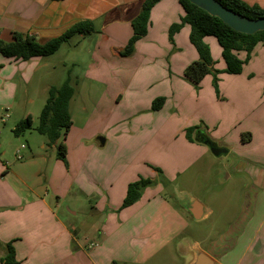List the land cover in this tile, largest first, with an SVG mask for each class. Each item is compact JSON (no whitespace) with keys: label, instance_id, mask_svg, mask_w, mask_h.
Returning <instances> with one entry per match:
<instances>
[{"label":"crops","instance_id":"obj_1","mask_svg":"<svg viewBox=\"0 0 264 264\" xmlns=\"http://www.w3.org/2000/svg\"><path fill=\"white\" fill-rule=\"evenodd\" d=\"M243 1L264 8V0ZM142 2L0 0V40L12 41L14 33H19L44 43L76 22L91 20L94 32L74 34L68 42L76 37L81 45L91 36L93 53L100 52L106 58L139 57L147 59V63H153L150 59L155 55L164 57L174 47L170 60L182 57L184 62L177 67L181 71L171 69L181 73L184 64L197 60L198 54L189 41V24L175 32L171 41L168 39L169 27L184 15L177 0H158L150 10L146 34L135 43L130 55H121L132 35L131 21ZM206 41L212 55L217 53L213 39ZM61 47L62 44L58 50ZM49 56L23 61L0 53V123L5 124L6 118L18 113L15 106L21 97L23 109L19 117H33L29 106L34 104V95L29 93V84L43 77L39 92L47 93L50 85L45 76L55 69L46 61ZM238 56L243 59L245 52H238ZM129 72L134 73L132 68ZM208 77H203L196 92L190 83L169 75L167 67L155 84H140L142 92L132 83L133 96L141 93V97H147L139 110L146 111L139 114V119L149 125L140 147L132 145V131L103 132L87 126L74 133L70 116L71 125L66 135L60 136L68 167L56 152L54 156L48 152L60 137L50 145L48 140L36 146L22 144L11 157L8 148H2L0 126V257L5 254V243L11 242L15 264H149L165 250L181 253V247L186 245L187 249L190 243L216 264H228L233 254L238 256L235 264H264V44L254 47L240 73L221 74L218 94ZM151 88L156 94H149ZM161 96L165 98L161 108L150 110L151 100ZM83 110L86 111L84 107ZM192 126L199 127L192 138L203 131L217 145L228 149L226 156L233 157L226 163H213L206 145L187 138L186 129ZM245 132L251 133L247 142L240 137ZM110 140L113 144L127 140L122 159H117L118 152L113 148L107 149ZM139 150L142 156L134 158ZM156 153H161L162 160L153 158ZM148 154L153 162L147 160ZM203 166H210L217 178L213 185H227L232 176L242 185L238 211L206 246L198 238L185 237L193 217L183 207L184 197L196 199L188 194V186ZM139 177L150 178L155 184L144 188L136 202L120 208L127 185ZM64 203L72 218L80 214L81 222L62 218L60 206ZM202 206L205 214L197 222L212 212ZM189 253L187 258L181 256L182 264L192 260Z\"/></svg>","mask_w":264,"mask_h":264},{"label":"rangeland","instance_id":"obj_2","mask_svg":"<svg viewBox=\"0 0 264 264\" xmlns=\"http://www.w3.org/2000/svg\"><path fill=\"white\" fill-rule=\"evenodd\" d=\"M208 38L213 39L217 48V53H213L212 55L211 52V57L214 61V69L217 71V79L219 80L221 74L227 73L224 71L226 66L216 38L213 36L205 37V42L208 46L209 43L206 41ZM77 39L78 38L73 37L71 41H67V43L63 42L60 50L46 58L47 63L53 65L55 69L45 76L46 82L50 85L49 87L59 86L66 78H70V83L74 88V94L70 102L71 113L70 110L69 113L74 121V133H77V131L84 129L87 126H91L92 130L103 132L132 131V136H135L132 138V145H139L140 147L143 145V138L141 140V137L145 134L149 125L139 119V114H144L146 111L139 112V110L145 105L147 97L145 95L141 97V93H139L138 96H133L132 83L137 84L136 88H139V91L142 92L143 90L139 85L142 83L145 85L155 84L159 73L162 69L167 67L169 75L174 74L175 77H179L188 84L190 83L189 85H192V91L196 92L199 90L198 87L194 86L184 77V70L188 64L186 66L184 64V69L181 73H177L175 70L172 71L171 67L178 70L177 67H180V64L184 62V58L182 59V57H180V59L175 58L170 60L171 51L175 50L174 47H172V49L169 48L170 51L164 57L155 55L150 59V62L153 63H147V59L139 57H102L100 52L97 54L93 53L94 42H91V36L82 40L81 45L77 44ZM104 51L106 52L107 48H105ZM183 57H185V55ZM176 64H178V66ZM131 68L134 71L133 74L132 72H129V69ZM153 71H155V73H152ZM207 75H209V83L214 89V92L218 94V82L216 91L215 86L213 85V76L211 74ZM42 78L39 77L38 80L36 77L29 84V93L32 96L34 95V104L29 106L30 112L33 116L31 129L25 130L18 136L14 135L12 132L18 123L25 118L21 116L19 117L18 115L23 109V105L21 104L23 103L22 97L20 99L21 102H16L15 109L18 113L9 119L5 117V124L0 123L2 128V148L7 147L11 157H15L16 150H21L20 146L22 144L24 146H36L42 141H47V138L44 135H41L35 130L39 124V116L47 97V93H43L42 95L39 92L40 81ZM153 88L148 90L149 94H156L157 91L153 90ZM119 95L121 98L119 97V103H116ZM156 98L151 100V104ZM151 104L150 110H152ZM83 107L86 111L83 110ZM4 115L5 113L3 116ZM250 122L252 121L250 120ZM249 133L245 132L242 134L246 135ZM4 134H6L5 137ZM61 140L62 137L59 138L55 147H52L51 150L48 149V152L51 153L52 156L55 155L56 146ZM126 143L127 140H123L119 141L118 144H113L110 140V143L107 144V149L113 148L118 152L117 159L119 160L124 157ZM161 153H156L158 155L153 156V158L156 160H162V157L159 155ZM134 154V158L141 157L143 151L139 150ZM210 155L211 161L217 165L226 163L233 157L231 155L226 156V154L218 157L212 154ZM147 157L149 162H153L152 155L150 157V154H148ZM133 164H135V162ZM64 165L65 167H68V161L67 165L65 163ZM77 166L78 168L80 167L79 162H77ZM209 169H204V166L201 167L195 173L194 182L190 183L187 191L189 195L193 196L204 206H207L212 210L207 218L199 222L191 219V217L189 219L190 226L186 230L185 237H188V239L198 238L202 246H206L211 239L217 237L216 233L223 229L232 215L238 211L242 200V185L240 179L232 176L229 182L226 183L227 185H222L223 183L221 185H213L214 179L216 180L217 178L214 177L212 170ZM49 194L50 196H53L51 191ZM167 195H169V193ZM68 211L66 203L60 206V214L62 218L67 216L72 221H82L80 214H78L77 217L72 218ZM180 252L181 253H178V251L174 249L165 250L149 264H182L184 260L181 256L187 258L190 253L186 249V245L181 247ZM237 257V254H233L228 264H235Z\"/></svg>","mask_w":264,"mask_h":264},{"label":"trees","instance_id":"obj_3","mask_svg":"<svg viewBox=\"0 0 264 264\" xmlns=\"http://www.w3.org/2000/svg\"><path fill=\"white\" fill-rule=\"evenodd\" d=\"M158 0H143L139 13L132 19V35L121 51L122 56L130 55L134 50L135 43L147 32L149 23V13L152 6ZM184 10V15L179 22L173 23L168 29V38L172 36L184 24H189V41L194 46L198 58L191 61L184 70V77L194 86L198 87L199 82L207 74L213 76V85L217 91V71L214 69V61L211 51L204 38L213 36L221 47V55L225 62L224 71L230 74L241 72L243 64L246 63L257 44H264V31L254 34H245L232 29L216 16L210 15L205 10L191 3L189 0H177ZM223 6L245 15L250 18L264 17V8L257 4H248L243 0H217ZM95 31V26L91 20L76 22L61 35L51 38L44 43H39L31 35L14 33L12 41L4 42L0 40V53L8 58L29 60L35 56H49L54 54L63 42H67L74 34H90ZM244 51L245 57L239 58L238 52ZM74 94V88L70 83V78H66L59 86L48 88L47 97L42 107L39 124L35 128L38 133L46 136L48 144L54 143L61 135H66L70 125L71 117L69 113V102ZM164 97H157L151 104L152 110H158L164 103ZM32 118L27 115L12 130L18 136L25 130L31 129ZM199 127L192 126L186 129L188 139L192 138V133ZM204 133L203 131H201ZM206 136L207 134L204 133ZM241 140H250V134H242ZM56 157L67 165L66 147L63 142L56 146ZM164 182H166L164 180ZM155 181L150 178L139 177L137 180L127 185L126 194L120 208L127 207L136 202L144 188L152 186ZM1 248V245H0ZM5 254L0 257V262L15 264V252L11 242L5 243Z\"/></svg>","mask_w":264,"mask_h":264},{"label":"water","instance_id":"obj_4","mask_svg":"<svg viewBox=\"0 0 264 264\" xmlns=\"http://www.w3.org/2000/svg\"><path fill=\"white\" fill-rule=\"evenodd\" d=\"M194 5L205 10L210 15L216 16L232 29L245 33L254 34L258 31H264V17L250 18L237 13L225 6L217 0H189ZM101 143L104 142L102 137H98ZM195 140L206 145L210 153L216 157L225 155L228 149L217 145L215 141L210 139L202 132L195 135ZM183 207L192 214L194 220H200L204 217V207L196 199L184 197ZM187 249L192 252L193 258L189 264H216L214 260L204 251L197 249L190 243H187Z\"/></svg>","mask_w":264,"mask_h":264}]
</instances>
